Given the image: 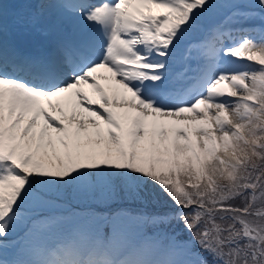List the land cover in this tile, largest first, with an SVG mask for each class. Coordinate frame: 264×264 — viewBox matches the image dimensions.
<instances>
[{"label": "snow or ice", "instance_id": "1", "mask_svg": "<svg viewBox=\"0 0 264 264\" xmlns=\"http://www.w3.org/2000/svg\"><path fill=\"white\" fill-rule=\"evenodd\" d=\"M0 264H264V0H0Z\"/></svg>", "mask_w": 264, "mask_h": 264}]
</instances>
